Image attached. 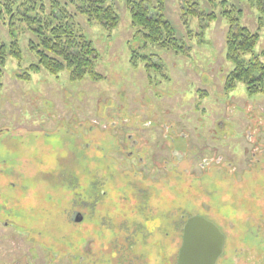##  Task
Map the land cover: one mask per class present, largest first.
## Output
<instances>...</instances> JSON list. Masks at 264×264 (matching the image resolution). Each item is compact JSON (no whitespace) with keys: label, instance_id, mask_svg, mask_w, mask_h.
I'll list each match as a JSON object with an SVG mask.
<instances>
[{"label":"rangeland","instance_id":"1","mask_svg":"<svg viewBox=\"0 0 264 264\" xmlns=\"http://www.w3.org/2000/svg\"><path fill=\"white\" fill-rule=\"evenodd\" d=\"M152 1L164 3L188 52L145 46L125 1L113 0V30L76 16L98 51V78L30 69L36 38L19 28L22 59L8 57L0 87V264H177L194 216L225 234L217 264H264V91L250 95L241 82L226 91L235 67L225 55L226 19L202 35L191 18L189 38L181 3ZM232 3L260 33L263 52L259 9ZM0 37L12 40L1 20ZM254 194L258 207L248 205ZM76 211L82 221L71 219Z\"/></svg>","mask_w":264,"mask_h":264},{"label":"trees","instance_id":"2","mask_svg":"<svg viewBox=\"0 0 264 264\" xmlns=\"http://www.w3.org/2000/svg\"><path fill=\"white\" fill-rule=\"evenodd\" d=\"M124 1L130 11L132 25L146 41L145 46H155L175 54L188 52L186 42L178 37L174 24L168 19L163 2ZM178 1L181 3L182 23L188 27L189 38L196 36L189 29L193 17L199 20L202 35L207 25L217 20L219 15L227 20L225 55L235 67L227 74L226 91L235 89L240 82L246 85L250 95L264 91V62L261 60L264 51L256 52L260 33L243 23V11L232 0ZM242 1H248L251 6L259 9L261 28L264 0ZM207 4L212 7L222 6V10L219 14L204 10ZM77 14L85 15L90 23H99L109 30L115 29L120 23L113 0H0V20L7 25L12 36L10 44L0 39V87L8 57L22 59L17 34L20 30L30 31L36 38L30 40L29 46L36 54L38 64H32L30 69L44 68L55 75L66 70L72 81H80L86 75L101 77L95 69L98 51L79 28ZM155 65L149 63L146 67L149 69Z\"/></svg>","mask_w":264,"mask_h":264},{"label":"water","instance_id":"3","mask_svg":"<svg viewBox=\"0 0 264 264\" xmlns=\"http://www.w3.org/2000/svg\"><path fill=\"white\" fill-rule=\"evenodd\" d=\"M83 218L79 211L71 217L75 222ZM182 239L177 264H217L223 253L225 235L218 226L204 217H190L184 224Z\"/></svg>","mask_w":264,"mask_h":264},{"label":"flooded vegetation","instance_id":"4","mask_svg":"<svg viewBox=\"0 0 264 264\" xmlns=\"http://www.w3.org/2000/svg\"><path fill=\"white\" fill-rule=\"evenodd\" d=\"M175 132V131H174ZM176 133V132H175ZM130 137V139L132 140L133 139V136L132 135H130L129 136ZM182 137H184V135H182ZM176 140V136H173L172 137V141H175ZM248 140L250 141V142H252L253 140H254V137H253V135L249 132V134H248ZM133 141H135V146L137 145V140H133ZM259 141V139L258 138H256L255 139V142H253L252 144H254V145H260V142H258ZM257 148V147H256ZM129 153V156L130 157H132L133 155H134V152H132V151H130V152H128ZM245 153H247V149L245 150ZM244 153V154H245ZM171 154H177L178 156H177V158H178V160L179 161H181L182 160V156L181 155H179L178 154V150H177V148L175 149V148H173L172 149V151H171ZM262 154L264 155V151H262ZM254 155H256V152H254L253 153V156ZM137 158V157H136ZM143 158H140V161L142 160ZM206 161V160H205ZM210 161V160H209ZM209 161H206L205 163H203V166H205V165H207V164H209L210 162ZM258 161H260V158L258 159ZM209 162V163H208ZM217 163H221V160L219 159H217ZM229 165H233V162H231V161H229V163H228ZM253 165H255L256 166V163H254ZM186 171H187V169H185ZM228 171V170H227ZM234 172H236V170L234 171ZM246 173V172H245ZM261 173H264V171L263 172H261ZM237 174H239L240 175V173H237ZM255 178V177H254ZM260 179H258V178H255L253 181H251L252 183H253V185L255 186V185H258V184H260ZM262 187H264V185L262 186ZM257 188V187H256ZM261 188V187H260ZM254 192H256V190H254ZM253 197H254V199L250 196V195H247V201H248V205L250 204V203H253V204H255V203H257V199H259V197H260V194H254V195H252ZM259 201H261V198L259 199ZM259 206V204L257 203V207ZM256 212V216L257 217H259L260 218V212L259 213H257V211H255V209H253L252 210V214L253 213H255ZM248 213H250V211H246V214L249 216V214ZM246 214H244V216L246 217ZM251 214V213H250ZM254 215V214H253ZM243 215L241 214V216L240 217H242ZM190 218V217H189ZM246 221V220H245ZM224 233V232H223ZM250 234H251V232H249ZM225 235V234H224ZM225 239H226V237H225ZM224 246H225V244H224ZM223 251H224V249H223Z\"/></svg>","mask_w":264,"mask_h":264},{"label":"crops","instance_id":"5","mask_svg":"<svg viewBox=\"0 0 264 264\" xmlns=\"http://www.w3.org/2000/svg\"><path fill=\"white\" fill-rule=\"evenodd\" d=\"M180 249V248H179Z\"/></svg>","mask_w":264,"mask_h":264}]
</instances>
